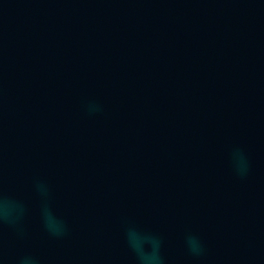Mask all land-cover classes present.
Masks as SVG:
<instances>
[{
	"label": "water",
	"instance_id": "water-1",
	"mask_svg": "<svg viewBox=\"0 0 264 264\" xmlns=\"http://www.w3.org/2000/svg\"><path fill=\"white\" fill-rule=\"evenodd\" d=\"M0 191L2 264H264V0H0Z\"/></svg>",
	"mask_w": 264,
	"mask_h": 264
},
{
	"label": "clouds",
	"instance_id": "clouds-1",
	"mask_svg": "<svg viewBox=\"0 0 264 264\" xmlns=\"http://www.w3.org/2000/svg\"><path fill=\"white\" fill-rule=\"evenodd\" d=\"M99 111L98 105H90L89 112ZM232 162L234 170L238 175H245L248 171V162L240 148L232 151ZM37 189L44 198L40 214L45 229L52 235L59 236L65 232V225L50 209L47 202L48 191L45 185L37 184ZM26 206L15 195L0 191V224H8L17 227L26 214ZM128 247L134 253L137 264H164L161 255V242L158 237L150 232L140 230L135 226H129L125 232ZM185 244L193 255H200L203 251L201 241L193 234L185 236ZM2 264V261H0ZM18 264H39L36 257L32 255L21 256Z\"/></svg>",
	"mask_w": 264,
	"mask_h": 264
}]
</instances>
